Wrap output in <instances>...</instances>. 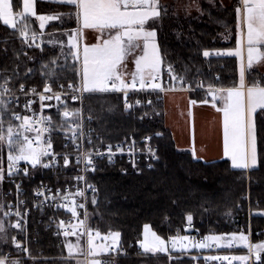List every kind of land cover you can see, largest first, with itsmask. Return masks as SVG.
Segmentation results:
<instances>
[{
	"label": "snow or ice",
	"instance_id": "snow-or-ice-1",
	"mask_svg": "<svg viewBox=\"0 0 264 264\" xmlns=\"http://www.w3.org/2000/svg\"><path fill=\"white\" fill-rule=\"evenodd\" d=\"M75 7L76 27L67 31V51L64 50V41H48L49 44H59L61 47L60 57L65 61L63 65L57 66V58L53 57L48 63L42 65L45 69L42 73L47 79L43 83L42 90L36 86L29 87L25 82L34 73L33 68H27L23 77L20 76L19 69H12L11 75L0 74V145L6 144L7 152V176L11 179L22 171L24 175H31L29 167L20 168V162L24 161L33 169L37 166L49 168L58 163L59 158L63 157L65 167L71 164L69 152H56L53 147V133L59 128L63 135L71 142L76 150V163L79 164L83 159L85 167L82 172L96 170L93 157L107 155L111 162L115 147L117 152L123 153L121 144H108L105 151H98L89 148L84 152L81 141L87 139L88 143H93L90 137H85L82 111L83 108H69L68 97L71 101L83 104V96L97 92H121L124 95V105L126 109L133 107L128 101L130 91L135 90H161L167 91L162 83V65L164 57L161 52V45L158 42L156 23L162 16V11L167 10L160 3V0H61ZM237 30L236 47L234 49L216 50L217 55L227 54L239 57V84L231 87L217 88L213 84H208L206 96L202 100L190 99V104L211 103L223 114V155L230 158L231 167L234 169H250L258 164L256 126L254 114L257 109L264 110V85L253 82L251 85L245 81L246 67H250L254 60L264 58V0H238L234 9ZM28 14L39 20V27L44 28L48 21L56 20L55 15H37L35 0H22L20 11L15 10L13 0H0V20L5 25H10L13 29L18 27L17 21H25ZM69 16L72 13H68ZM227 27V26H225ZM28 26L23 24L20 28V36L25 42L29 40L32 47L35 44L36 33L26 30ZM85 29L95 30L97 33L95 43L81 42ZM40 47V45H35ZM134 63L135 69L132 72L127 70V59L130 53H136ZM246 53V55H245ZM203 55L209 56V51L205 50ZM71 57V68L74 78H79V83L75 79L68 80L67 85L60 82L61 77L58 72L68 67V58ZM34 59V58H33ZM167 73L171 82V88L175 89L176 84L182 82L184 77L175 73L173 66L167 64ZM21 82L17 83V80ZM203 87V81L199 82ZM67 87V91H65ZM191 88V85H188ZM15 89V91L13 90ZM59 89V90H56ZM21 96L24 102L21 105ZM210 97V99H209ZM39 102V111L34 105ZM55 101V103H52ZM137 105L141 104L136 100ZM152 104L151 100L147 101ZM12 105L19 107L22 111H17ZM55 109L60 116V123H57L53 115L45 114L46 110ZM62 109V111H61ZM30 113V114H24ZM91 119V117H89ZM157 135H160L157 133ZM150 140L151 137H144ZM133 144L135 141L132 142ZM68 147L67 144L64 145ZM149 155L156 157L155 151L148 147ZM129 155H132V147H129ZM195 157V149H193ZM135 163V162H134ZM148 167H152L151 163ZM75 179L85 182V188L91 189L94 195L91 202L97 203L95 196L96 188L93 184H88L83 175H78ZM5 180V167L3 156L0 155V182ZM47 189V186H43ZM19 194L22 189L20 184H16ZM50 193V189H47ZM61 190L57 189V193ZM37 196L44 195L43 191H37ZM85 196V189L77 188L75 193H65L63 199L66 201L62 207L68 209L72 217L75 218L74 224L65 225L63 220L60 226L65 228L64 236L67 241L69 256L74 254L84 256L85 253L80 248L81 240L77 239L74 245L68 238L71 236L87 237V258L78 260L77 264H101V261L94 257L99 253H107L113 246H117L121 233L119 231H109L102 234L98 229L88 226L87 220L90 215L85 204H78L75 199L69 197ZM58 197L52 195L50 199L55 201ZM45 200L49 196H44ZM24 201H16V204L0 203V242L6 240V219L13 215L11 209L16 208L14 215L17 217L14 227L21 232L24 231L25 213L22 214L19 205ZM60 207L61 205H57ZM7 207L8 211H3ZM78 209H84V219H80ZM193 214L188 212L186 216L187 229H192ZM197 233L199 230L196 229ZM13 243L18 249L27 251L21 240L15 236ZM104 243H97V240ZM139 244L145 249L154 253H166L172 259V250L190 251L191 249H212L222 246L232 248L236 245H243L247 248L246 255H209L203 259L207 261H220L233 264L234 261L240 264H247L252 260V264H264V240L252 243L250 235L243 230L232 231L221 234H209L197 239L196 236L181 235L179 229L176 235H158L152 230L151 225L143 226V239ZM254 258V259H253ZM199 259V257H194ZM0 264H21L18 258H12L11 253H3L0 250Z\"/></svg>",
	"mask_w": 264,
	"mask_h": 264
},
{
	"label": "trees",
	"instance_id": "trees-1",
	"mask_svg": "<svg viewBox=\"0 0 264 264\" xmlns=\"http://www.w3.org/2000/svg\"><path fill=\"white\" fill-rule=\"evenodd\" d=\"M13 2L15 10L19 11L22 0ZM236 6L223 7L219 11L210 8L206 14L190 19L177 17L167 9L162 11L157 32L165 61L163 67L170 63L176 74L194 87L200 86V81H203L201 88H207L210 83L219 87L239 84L237 56L203 55L205 50L235 48ZM37 11L57 16L45 26L47 39L64 35L74 26L76 9L69 4L40 1ZM19 32L18 28L13 29L0 21V74L11 75L12 69L18 68L23 77L27 68H33L34 73L23 82L42 84L47 79L42 75L46 71L42 65L53 57L57 58V66L65 63L60 57L61 48L47 44L29 47ZM67 63L69 66L58 72L67 79L60 82L78 81L71 68V57ZM247 75L250 83L257 78L264 84L259 71L252 70ZM203 92L202 89L196 94L200 100L206 96ZM141 99L144 102L146 96ZM85 106L96 131L107 142L122 141L131 133L136 136L155 134L159 148L160 158L155 167L140 175H125L119 166L107 162H102L93 174L97 203H92V227L102 234L119 231V244L129 252V256L110 260L107 264H193V256L178 253L169 259L167 254L131 247L132 242L141 239L145 224L166 239L175 235L187 221L188 212H192L200 236L243 230L245 234L251 232L255 242L264 239V110L256 113L259 166L247 172L232 168L228 159L204 162L196 159L191 151L180 149L166 126L162 99L155 100L149 109L145 103L126 109L121 95L97 92L86 96ZM7 152V145H0L5 176ZM38 177L55 181L49 173L38 172L36 178L30 179V184L38 181ZM0 195L4 196V190ZM39 229L38 241L31 249L35 258L21 259V264H75L73 258L62 254L61 237L53 235L45 225H39ZM15 234L12 226L6 229V240L0 242L3 253H16L11 239ZM208 264L219 263L211 261Z\"/></svg>",
	"mask_w": 264,
	"mask_h": 264
},
{
	"label": "built area",
	"instance_id": "built-area-1",
	"mask_svg": "<svg viewBox=\"0 0 264 264\" xmlns=\"http://www.w3.org/2000/svg\"><path fill=\"white\" fill-rule=\"evenodd\" d=\"M176 73V72H175ZM76 83H79L78 81H75ZM64 83V82H63ZM162 83L164 84V87L168 89L167 91H161V90H135L130 91L128 95V101L129 103H132L133 106H140L145 103L146 107H151L153 102L155 100L162 99V95L165 92L168 91H181V90H202L200 86L194 87L192 86L191 82L184 80L182 82H179L176 84V88H171V82L169 79V75L167 73V67L164 68L162 72ZM191 85V88H188V85ZM29 87L36 86L38 91L42 90L43 83L42 84H27ZM67 85V83H65ZM15 91V89H13ZM59 90V89H56ZM67 87H65V91H67ZM106 93H113V94H119L123 97V105H124V95L121 92H106ZM88 94H85L83 96V104L75 101H71L70 96L68 97V107L69 108H83L82 111V122L84 127V133L85 137H90L92 142L91 144L88 143L87 139H83L81 143L83 144V147L80 149L81 152H84L85 150L89 148H94L98 151H105L106 146L108 144L116 145L121 144L124 151L123 153L117 152L115 147H113V152L116 154L113 156L111 162L108 160L107 155H104L102 157H93L94 164L96 165V170L93 172L91 171V168L89 167L88 172H82L81 170L85 167L83 159L79 164L76 163L75 153L76 150L72 147L71 142L63 135L62 131L59 128H56L53 133V147L56 152H69L72 153L70 159L71 164L67 167L63 165V157L59 158L58 163L55 164L53 167L44 168L43 166H37L35 169H33L29 164H27L24 161L20 162V168L29 167V171L31 175H24L22 171H19L17 175L13 176L11 179L8 178L7 174L5 176V180L2 181L4 184V196L6 198L7 204H16L17 199L24 201V204L19 205L20 211L22 214L25 213L26 215L24 217L25 221V228L24 231L21 232L20 230L16 229L14 227L15 220L17 217L14 215V212L16 210L15 207L11 209L13 212V215L8 217L7 219L11 222V226L15 229L16 234L14 235L17 239L21 240V243L24 248L28 249L27 251H23L22 249H18L15 244L16 253L12 251H7V253H11L12 258H18L21 259H34L35 256L32 255L31 249L33 244H35L38 241L39 235H40V229L39 225H45L46 228H48L53 235L59 236L62 239L65 238L64 231L65 228H62L60 226V221L63 220L65 222V225L68 224H74L76 222L75 218L72 217L71 212L68 209H65L62 207V205L66 202L63 199V196L65 193L71 192L75 193L77 188L85 189V196L83 198L79 196L75 197H69V199H75V201L78 204H85V207L87 209V212L90 214L88 216L87 224L89 227H92V196L94 193L91 189L85 188V182L77 181L75 179L78 175H83L87 179L88 184H93V174L98 170L100 164L102 162H107L112 165L119 166L120 170L125 175H140L144 173L145 171H148L155 167L156 163L158 162L160 156H159V148L158 145L155 143V134H146L142 136H136L134 134H129L124 140L119 142H107L95 129L92 122L93 119L91 116H89L86 112V106H85V98ZM141 96H146V100L143 102L141 99ZM210 98V97H209ZM136 100H140L142 103L137 105L135 103ZM151 100L152 104L148 105L147 101ZM24 102V98L21 96L20 103L21 105ZM52 103H55L53 101ZM125 106V105H124ZM17 111H22L21 108L16 107L15 105H12ZM34 108L39 111V102L37 100V103L34 105ZM62 111V109H61ZM24 114H30V113H24ZM45 114H51L53 115L54 120L57 123H60V116L57 115L56 110H46ZM91 117V119H89ZM151 137L150 140H145L144 137ZM135 141L133 144L132 142ZM67 144L68 147H65L64 145ZM132 147V155H129V147ZM148 147H151L155 153L156 157L149 155L147 152ZM135 162V163H134ZM151 163L152 167H148V165ZM38 172L43 173H49L51 177L55 178V181H48L44 179L43 177H38V181H35L30 184L31 178H36ZM60 179V181H58ZM66 180V182H63ZM16 184L21 185L22 191L18 194L16 190ZM43 186H47V189H50V193L45 189ZM96 188V185H95ZM57 189H60L61 191L57 193ZM43 191L44 195L37 196V191ZM97 190V189H96ZM96 194V192H95ZM49 196L48 200L44 199V196ZM52 195H56L58 198L55 201H52L50 197ZM57 205H61L58 207ZM9 209L7 208V211ZM80 213V219H84V209H78L77 210ZM187 221L185 222L182 229H179L181 235H190V236H196L197 239H201L203 236H200L199 233H197L196 229V223L193 220L194 227L192 229L186 228ZM177 234V231L175 235ZM250 240L252 243H256L252 239V233H249ZM76 236H71L69 238H73ZM83 240L85 242L86 246V252H87V237L84 236ZM63 243V242H62ZM138 246L137 242H132L131 247ZM247 248H241L238 245L227 248L222 246L221 248H212V249H191L190 251H184L181 252V254L187 255V256H193L199 257V259H194L193 264H200L201 261L204 264H208L211 261H205L203 259L204 256L209 255H246L247 254ZM264 255V254H262ZM129 256L128 248L118 245L117 248L111 249L109 253L103 254L100 256V259L103 264H107L111 259L113 258H120V257H126ZM84 258H87L84 256ZM90 259V258H89ZM88 259V260H89ZM254 259V258H253ZM219 264H227V262H220L215 261ZM233 264H240L238 261H234ZM247 264H252V260H249Z\"/></svg>",
	"mask_w": 264,
	"mask_h": 264
},
{
	"label": "crops",
	"instance_id": "crops-1",
	"mask_svg": "<svg viewBox=\"0 0 264 264\" xmlns=\"http://www.w3.org/2000/svg\"><path fill=\"white\" fill-rule=\"evenodd\" d=\"M40 1L48 3H60L61 0H35L36 2V11L38 3ZM21 10V9H20ZM19 10V11H20ZM37 15H41L37 11ZM38 20L36 17L28 15L27 19ZM2 22V20H0ZM39 21V20H38ZM19 20L17 21V23ZM257 63L258 71L263 74L264 79V64L263 59L254 60ZM134 69V67H132ZM255 69V68H253ZM251 69H249L250 71ZM248 74V73H247ZM245 76V81L247 84L251 85L253 82H259L257 78L253 79L250 83L248 81V75ZM258 80V81H257ZM264 85V84H262ZM219 88V86H216ZM204 94L206 95L207 88H202ZM199 90L190 91V90H181V91H168L162 95V100L165 106V121L166 126L171 131L176 145L180 149L189 150L193 154V149H195V158L204 162H213L223 159L230 158L223 155V114L217 110V106L209 104L197 103L195 105L190 104V99L199 101L196 94ZM210 99V98H209ZM182 100L187 102L182 107ZM259 109L256 110V113ZM256 113L254 114L255 126H256ZM182 119L191 120V126L188 131V139L186 138V132L183 133V136L180 135L182 128ZM218 121L221 122V126L218 125ZM197 123V124H196ZM199 124V125H198ZM190 135V136H189ZM256 140H257V126H256ZM258 154V146H257ZM194 156V155H193ZM259 166V156L258 164L250 169H243L247 172H250L253 169H256ZM7 211V207L6 210ZM139 244V243H138ZM139 246V245H138Z\"/></svg>",
	"mask_w": 264,
	"mask_h": 264
},
{
	"label": "rangeland",
	"instance_id": "rangeland-1",
	"mask_svg": "<svg viewBox=\"0 0 264 264\" xmlns=\"http://www.w3.org/2000/svg\"><path fill=\"white\" fill-rule=\"evenodd\" d=\"M160 3L164 6L165 9L170 10L175 16L184 17V18L190 19L192 17H198V16L206 14V11H208V9H210V8L213 9V10L215 9L216 11H219L223 7L224 8L231 7V6L233 7L234 4H238V0H160ZM35 5H36V2H35ZM51 14L52 15H56L55 13H51ZM28 15H30V14H28ZM158 21H160V19ZM158 21L156 23L159 25ZM23 24H26L28 26V28L26 30H28L29 32H35L36 33V37L37 38L35 40L34 46L35 45L42 46L44 44H47L49 46H58V47H60L59 44H49L48 41H50V40L51 41H61L62 40V41L65 42L64 50L67 51V31L64 33V35L59 34V35H57V37H53L52 36L51 38L49 37L50 39H47L46 27L40 28L38 20L35 21V20L29 18V19H26L23 22L19 21L17 28L20 30V28L23 26ZM46 24L48 25L49 22H47ZM46 24H45V26H47ZM8 26H10V25H8ZM75 27H76V23H75V20H74V26L72 28H75ZM96 36H97V33H96L95 30L85 29L84 33H83V36L81 38V42L82 43L87 42L89 44L95 43V42H97ZM26 43H28V45H29V44H32V41L29 40ZM138 54H139L138 50H137L136 53H130L129 54L128 59L126 61L127 70L129 72L134 71V69H135L134 59H135V55H138ZM209 55H217V54H216V51H212V52H209ZM233 55H235V54H233ZM245 55H246V53H245ZM262 59H263V62L261 64H264V58H262ZM238 60H239V64H240L239 57H238ZM132 67H134V69H132ZM163 68L164 67L162 65V69ZM253 68H255V69H253ZM249 69H251L250 71H252V70L258 71L257 63L255 61H253L252 65L250 67H246L245 76L249 72ZM192 91H196V90H192ZM101 93H105V92H101ZM186 103L187 102L182 100V107L183 108H184ZM147 108L149 109L151 107H147ZM191 122H192L191 120L189 121L188 119H182V125H181L182 126V128H181L182 131H180V135L181 136H183V133L186 132L185 133L186 134V138L188 137V131H189V127L191 126ZM218 125L221 126V122L218 121ZM3 189H4V184L1 183L0 184V192H2ZM0 203L7 204V201H6L4 196L2 197L0 195ZM5 210H6V207L3 209V211H5ZM9 226H11V222L8 219H6V229ZM6 229H5V233H6ZM68 239L74 245L76 244L77 239H80L81 240L80 248L85 253L84 256H86L87 252H86V246H85V242L83 240V237H73V238H68ZM142 239H143V232H142V236H141L140 240H142ZM139 241H137V243H139ZM62 242L63 243L61 244L60 248H61L62 254H65L66 258H68V259H72L73 258L74 261H75V264H77L78 260H85L84 256H80V255H76L75 254V252L79 251V249H74V254L70 257L69 253H68V249H67V241L65 240V238H63ZM96 242L98 244L99 243H104V241H101L99 239ZM118 245H119V243H118ZM118 245L117 246H113V247L117 248ZM138 245H139V247L141 248L142 251L151 253L150 250H145L140 244H138ZM238 246L241 247V248L245 247L243 245H238ZM181 252L182 251H180V250H172L171 256L176 255V254L181 253ZM107 253H109V252H107ZM107 253H99L94 258L101 261L100 256L103 255V254H107ZM163 254H166V253H163ZM115 259H119V258L116 257V258H113L111 260H115ZM88 264H90V259L88 260ZM101 264H103L102 261H101Z\"/></svg>",
	"mask_w": 264,
	"mask_h": 264
},
{
	"label": "water",
	"instance_id": "water-1",
	"mask_svg": "<svg viewBox=\"0 0 264 264\" xmlns=\"http://www.w3.org/2000/svg\"><path fill=\"white\" fill-rule=\"evenodd\" d=\"M160 136V135H159Z\"/></svg>",
	"mask_w": 264,
	"mask_h": 264
}]
</instances>
